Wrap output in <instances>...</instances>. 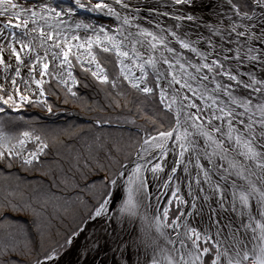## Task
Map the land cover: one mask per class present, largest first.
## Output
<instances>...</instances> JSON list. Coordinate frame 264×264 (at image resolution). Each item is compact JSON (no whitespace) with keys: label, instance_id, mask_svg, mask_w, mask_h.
Masks as SVG:
<instances>
[{"label":"snow or ice","instance_id":"6c2138e0","mask_svg":"<svg viewBox=\"0 0 264 264\" xmlns=\"http://www.w3.org/2000/svg\"><path fill=\"white\" fill-rule=\"evenodd\" d=\"M118 5L127 9L129 5L126 0H114ZM174 5L179 6H192L195 0H171ZM230 6L229 13H221V23L223 24L226 20L228 27L219 28L215 26H209V37L205 40V43L209 45L211 51L201 52L196 47L192 46V42L181 39L175 31L168 33L169 36L173 37L180 48L187 49L197 55L203 63H190L183 62L180 52L176 48L170 46L171 41L167 40L166 37L157 36L151 31L138 28L136 33L128 32L124 34V29L117 30V35L122 36V40H117L115 36H110L109 29L105 30L104 26H97L92 24H84L83 21L75 22V28L68 25L65 17L71 19L77 12V9L87 11L89 13H102L104 15L114 16L117 21L121 20V16L118 11L113 9L106 0H74V6L63 7L60 6L59 10L57 7H53L50 4L42 3L38 9H23V17H21V11H14L7 17L9 23L4 24L3 29H0V38L3 37L4 29H9V25L12 22V18L15 17L19 23L12 25V29L23 28L24 31L18 36L17 33L12 30L11 35L16 43L21 45L20 50L17 51L16 47L11 44L8 45L11 48L10 55L15 56L17 67L14 69L16 76H21L20 66H27L25 59L20 55L24 52L25 56L29 53L25 52V49L31 44V40L26 44L23 42V37L29 36V22L32 24L36 23L33 18L44 19V14H48L50 18L58 19V25L63 24L69 32H73L72 40H80L81 36L75 32L76 29L83 28L87 33L91 30L93 34L103 33L104 36L112 42L113 48H116L117 56H123L128 58L129 51H120L121 48L127 49V42L132 39L135 43L132 45V57L133 63L140 60L139 65L141 75L133 76L129 81L133 88L146 94H153V88L148 87L146 84L145 77V66H150L156 76L157 84L156 87L161 89V102L165 98L167 91H172L175 96L179 97L182 95L183 99L180 101V111L178 112L177 124L179 127H183L185 134L183 137L176 136V141L183 140L179 143L178 158L173 160L171 171L167 174V180L162 185V191L160 192L161 197L167 198L169 205L175 201L177 205H184V210L179 212L170 223L168 221L169 208L163 207V211L158 214L156 218L157 232L163 235V229L165 227L171 229L175 233L173 239L169 235L168 244L172 245L171 248L167 249V264H197L202 261L206 255H210L212 248L216 249V255L211 259V264H246L250 259L252 264H264V245L259 247L257 252L255 248L249 250L246 245H239L238 247L233 245L225 246L224 243L215 238L220 236L224 229H228L233 241L239 232L238 228H234L232 223L221 224V212H233L239 213L241 216L240 227L247 232L251 229L253 233V239L264 241V78L258 79L255 75L248 73L247 79H244V73L239 68H232L229 62H234L237 65H254L259 64L261 69H264V0H243V6L234 2V0H227ZM19 5L14 0H0V17H4L10 9H18ZM251 9V13L244 9ZM105 9L107 11H105ZM257 10H259V16H257ZM139 11V9H137ZM31 14L29 17L28 14ZM177 20L197 21L198 18L194 15H177ZM247 22V23H245ZM123 24L130 25L128 17H123ZM131 26V25H130ZM179 27V25H177ZM11 30V29H10ZM31 32H36V28H31ZM64 32V29H59L56 32V36ZM143 37V39H138ZM151 37V39H148ZM212 37H218V43L214 44ZM47 39L53 38V33L45 32L43 29L40 30L41 45H43ZM34 39V38H33ZM65 39H67V33H65ZM85 39L88 41V47L92 45V36L86 35ZM203 40L204 38L201 37ZM98 46L102 47L104 52H109L110 48L101 45L99 43V36L97 34ZM235 45V48L232 45ZM139 45V47H137ZM83 45H77L82 47ZM49 48H60L64 59L61 61V65L65 62L71 64L68 59L71 52V48L68 47L67 51L61 47L59 40H56L53 44L48 46ZM31 51H35L33 47ZM4 52V47L0 46V53ZM159 53V55H155ZM167 53V55H165ZM48 51L45 50V57H47ZM59 53L53 51L51 59L54 61L58 58ZM43 59L39 54L36 56V60L39 62ZM186 63L188 67L194 68L196 75L191 72H187ZM0 64H4L5 67H12L11 64H7L2 55H0ZM160 65L161 67H158ZM163 65H167V68H163ZM179 66L177 70L176 66ZM36 65H33L29 71L34 72ZM44 70L48 69V64H42ZM86 71L88 69H85ZM206 70V71H205ZM212 73V75H208ZM45 72L41 71L40 76H44ZM69 75L71 73L69 72ZM93 75H96L93 72ZM169 76L171 79H169ZM217 77H226L228 81L234 82L232 84L218 81ZM126 80L129 79L127 75L124 76ZM34 79V78H33ZM102 82H107L108 77L103 76ZM164 80L167 89L160 83ZM190 81H208L209 83H215L216 87L211 90L208 97H205L203 93L199 94V99L205 101L210 99L211 104H205L203 107L200 104L195 103L193 97L196 96V89L193 88ZM25 84L29 81L25 80ZM39 86V81H36ZM179 85L178 89H173V85ZM12 85H17V80L12 79ZM113 87L115 83L113 82ZM236 88H243L248 91L249 95L243 98L236 97L233 93ZM205 91H208L205 85ZM0 92H6L3 85H0ZM185 93H192L189 96ZM252 93H255L260 97V100L254 104ZM19 94V102H31L29 95L19 88H15L11 95H8L7 99L0 96V102L2 104H8L11 101L13 104L18 102L15 96ZM43 96V91L40 92ZM75 95V93H73ZM227 96L228 100L225 102L219 99L220 96ZM187 102V103H185ZM172 103H177L176 99L172 100ZM235 105L236 107H230L229 105ZM244 108V112H238L236 108ZM260 113L259 118L255 117V112L252 109ZM186 109H195V112L188 111ZM17 109H13L16 111ZM4 108L0 106V112H3ZM51 112V107L48 108ZM252 114H248V113ZM182 121V123H181ZM199 122V123H198ZM219 122V123H217ZM227 127V131H225ZM192 129L193 131H189ZM177 129H173L170 132H159L155 136H150L143 140L141 144V150L137 153L138 162L135 165L134 170L129 173L128 166L122 165L121 170L117 173L116 178L110 179L106 184L112 186L111 190L107 192L106 197L103 198L102 202L96 208L94 217L100 218L105 216L111 211L109 205L114 204L118 199L121 198V188L125 189L123 201L121 204V212L132 213L139 203L137 197L145 194V189L149 187L146 183L143 173L151 171L155 177L157 173L165 172V166L168 162V156L176 151V145L170 149L166 148V144L169 139H172ZM24 137H30L29 132L22 133ZM204 143L201 146L200 140ZM37 143L40 138L35 137ZM24 141L21 140L20 144L23 145ZM46 144L40 145L36 152H32L25 156L19 150L9 149L8 155L15 156L20 159L24 165L31 166L34 162L39 161V156L43 154ZM159 149V152L156 150ZM211 149V151H209ZM202 153V156H201ZM195 154L197 157L195 168L198 170L196 173V187L197 192L189 191L188 195L191 197L190 207L194 212H188L187 207L189 201L185 200L180 195V187L177 185L173 189V183L179 179L177 176L178 171L183 167L184 172H188L187 166L184 161L191 155ZM204 159L207 161V165H211V168L219 174V179L215 184V190L221 191L222 195L217 201L218 207H213L210 202L209 195L205 194L202 199L208 206L209 219L214 220L216 226L215 236H209L205 231L202 233L195 227H192L190 222H185V217H191L201 209L198 207L196 201L200 199L199 193H207V190L202 186L203 183L211 185L212 177L210 175V169L201 164L200 160ZM5 159V152L0 151V161ZM139 161H143L140 163ZM191 161L189 160V163ZM254 162V167L252 163ZM227 164V166H226ZM11 167V164H9ZM200 173H203L204 180L201 181ZM252 176H256L257 179L253 181ZM235 177V179H234ZM223 183H220V182ZM243 181V183H238ZM190 189L192 185H189ZM229 187L234 188L236 191L233 192L232 199H227V192ZM170 193V197H169ZM253 199L256 201V207L249 210V200ZM248 219V223L243 222V218ZM4 219L3 215H0V220ZM259 230V235H257ZM76 235L67 240L68 245H72L76 239ZM107 236V232H105ZM203 238V239H202ZM191 241V244H189ZM201 242L206 245L201 247ZM114 244L115 251L113 252V264H120L115 259V252H120L121 258L126 259L124 252L128 251V246L124 239L120 238H108L102 237L92 238L87 240L84 248L85 251L82 253L84 264H88L89 256L93 252L97 255L103 250L104 246ZM124 246V251L121 252V247ZM158 247V246H157ZM167 247V245H166ZM188 249H191L195 253L192 260L188 259L191 254ZM155 251V249H154ZM5 255V252L0 251V256ZM160 256L164 257V250H160ZM95 256H92V260L95 261ZM54 257L46 254V261L52 262ZM37 264H44V262L37 261ZM152 264H163V259L153 258Z\"/></svg>","mask_w":264,"mask_h":264},{"label":"rangeland","instance_id":"374dc122","mask_svg":"<svg viewBox=\"0 0 264 264\" xmlns=\"http://www.w3.org/2000/svg\"><path fill=\"white\" fill-rule=\"evenodd\" d=\"M48 1L55 2L56 5L63 7L74 6V1L71 0ZM234 2L243 5V0H234ZM77 10L81 13V16L84 17H88L89 15L96 17V15H100L99 13H89L80 9ZM94 42L95 39L92 37L91 47H88V42L85 43V47L93 54L95 61L100 65L102 71H93V68L83 62L81 54H78L76 50L70 47L72 49L68 59L71 61V64L66 62V66L68 73L70 72L71 75L67 78H62L48 65V69L44 70L45 75L38 76V81L40 82L39 87L43 90L42 97H39V95H35V97L26 93L29 95L31 102H19V96L15 97L18 105L13 104L11 101H9L8 104H2V102H0V106L4 108V111L0 112V125L4 132L7 130L10 137L9 141H7L3 139V137H7V134L5 133L3 136L0 134V143H2L0 144V149L2 148L1 145H4L7 151L9 149L16 150L17 148H15V146H20V148H23L24 151L30 154L36 152L42 144H49L50 147H45L43 154L39 157V161L31 165V167L33 166L36 168L31 174L36 173L38 176L35 177L37 178L35 179L37 183L34 182V189L27 191V193L21 190V197L18 195L17 198L23 201L22 203L19 202V205L15 206L17 207L15 209L10 204V200H12L14 196L13 194L9 195L7 193L9 189L11 190L10 185L14 178L9 175L3 178L6 181H3V189L8 187V190H2L0 201L3 202V205H0V214L8 212L15 216L18 214L21 215V208L26 209L28 206H33L34 211H27V214H24L27 215L29 219L33 220V223L31 221L28 223L18 222L12 215H6L5 219L0 221V236L4 239L3 241L0 240V250L5 252V255L0 256V264H7L6 261L12 256L23 258L20 253H22L21 251L25 248H18L22 246L20 242H23V246H27V254L29 255L24 259L28 260L29 264L35 261L37 262L39 257L46 256V254H53V261L59 259L70 247V245L67 244V240L73 237L74 234H78L76 238L79 237V234L84 231L87 222H89L90 219H94V213L99 203H101L103 198H107L106 193L110 191L111 185L108 186L109 184H106V182L116 178L122 165L135 158L136 152L144 139L155 136L161 131L170 132L177 124L178 109L175 104L172 103V100L167 95L169 93L167 92L163 103L161 102V89L156 87L157 80L155 73H153L152 69L148 66H145V72L147 73L145 80L147 86L153 88V94H146L140 91L145 105L146 103H148V105L141 107L137 105L134 109L132 106L130 107L129 103L124 100L126 95L124 91L121 90V85L115 86L111 90L110 88L101 87L100 96H98L97 90L91 88L88 92L94 100L88 98L89 100L86 99V101H83L80 95L84 93L85 87L82 84L79 85L78 82L82 83L84 76H86V72H89L91 75L95 72L96 75L93 76L102 81L101 78L106 76L105 66L111 58V56L109 55L108 57L107 54L113 56L111 60L114 64L116 63L115 65H117L118 72L121 73L123 77L125 75L129 77L128 80L125 79L127 82L133 78L119 66L120 58L118 59L111 49L109 52H104L102 47ZM67 50L65 49V51ZM85 69L88 70L86 71ZM76 76L80 78L79 81ZM49 82L55 83L53 89L57 88L58 92L56 90V93H53L54 90L49 88L52 83L49 84ZM4 88L6 92H0V96L7 99L8 95H11L12 92H10L8 88ZM46 92L51 94L55 98V101L57 98L61 99L63 96L67 100V103L66 101H64V103L58 102L52 106L53 101L48 100ZM73 93H75V95H73ZM128 98L127 96V99ZM93 106L92 113L95 114L98 112L101 117H98V120H102L100 122L94 120L93 123L88 124L78 123V121H76L78 118L75 115L77 113L74 111ZM49 107L52 109L51 112L48 111ZM13 109L17 110L13 111ZM135 110L139 111L134 113ZM105 111H108V113L105 114ZM26 113L29 115H26ZM160 118H166V120L173 119L172 125L171 123L162 125V123L157 122ZM41 119L42 122H40ZM105 126H108L110 130H105L104 132L103 129L101 131L102 127ZM24 132H29L31 134L30 137H27V141L21 136ZM103 135H109L108 139L106 140L103 138ZM34 136L40 138L39 143L33 138ZM177 136L183 137V133L178 130ZM73 137H75V139H71ZM21 140L24 141L23 145L20 144ZM182 142L183 140H180L178 144ZM102 144L105 148L101 147ZM85 145L88 147L83 150ZM56 152H58L61 157H55L54 155L57 154ZM23 155L27 156L25 153H23ZM102 156L104 158H101ZM9 157L16 158L15 156ZM42 157H45V159L43 160ZM53 157L54 165L57 166L56 170H54L56 179L63 185L61 186L58 183L59 186L54 188L58 190L57 195L55 192H51L50 188L45 185V181L39 178L45 177L46 179L50 176L48 174L51 171L46 168L47 164L53 160ZM100 159H104L106 162L105 164L116 172L111 174L112 172L110 170V172L107 171L102 174L104 177L102 175L97 176L98 178L95 179V184L97 183L95 189L92 184L90 187L86 188L78 187V182L87 184L90 178L89 170H91V165L97 169L103 168L104 162H101ZM18 160L21 162L20 159ZM28 167L29 165L23 164L22 168L20 167V171ZM50 181L51 183L54 182L52 179ZM97 187L101 191H97ZM90 189L91 191L94 190L96 193L103 191L102 193L105 194L96 199L93 198V202L91 203H85L83 198L87 195H91V193L88 192ZM71 191H73L72 194H70ZM4 196L8 197L5 199L3 198ZM81 202L84 204H82L80 213L73 217L67 209L77 203L81 204ZM20 204L27 206L21 207L22 205L20 206ZM167 206L170 210L168 213L169 219L166 222L170 223V221L183 210L184 205H177V203L173 201L171 205L168 204ZM59 228H65L64 233L68 234L64 236L65 238L57 237L56 240L50 241L49 238L54 237L59 231ZM10 238L12 241L8 240ZM30 241H32L33 244L30 245ZM204 246L206 245L201 242V247ZM30 252L32 255H30ZM215 255L216 249L212 248L211 254L206 255L200 262H202V264H211V259L214 258ZM41 262H44V264L52 263L47 262L46 259L41 260ZM13 263L20 264L16 261ZM248 263L252 264V260L250 259Z\"/></svg>","mask_w":264,"mask_h":264},{"label":"bare ground","instance_id":"6f19581e","mask_svg":"<svg viewBox=\"0 0 264 264\" xmlns=\"http://www.w3.org/2000/svg\"><path fill=\"white\" fill-rule=\"evenodd\" d=\"M74 1V0H71ZM15 3L19 5L18 9H10L8 13L4 17H0V29H3L4 24L9 23L7 17L11 15L14 11H21L23 9H38L42 3V0H14ZM106 2L111 6L113 9L119 12L121 16V20L117 21L114 16L104 15L100 13V17H93V15H89L88 17L81 16V13L77 10L76 14L71 18L65 17L67 20L68 25H71L72 28H75V22L83 21L84 24H92L97 26H104L105 30L109 31L110 36H115L117 40H122L123 37L117 35V30L124 29V34L127 35L128 32L136 33L139 28L145 29L147 31H151L152 33L156 34L157 36L166 37L167 40L171 41L172 47L176 48L178 52H180L182 61L183 62H190V63H203L204 61L200 60L197 55L187 49L179 48L180 45L175 41V39L168 35L169 32L175 31L181 39L186 41L192 42V46L196 47L201 52L211 51V48L205 40L209 37V26L219 27L221 29L228 27L227 22L222 24L221 23V13H229L230 14V6L228 5L227 0H195L194 5L192 6H179L174 5L171 0H126L129 7L127 9L123 8L121 5H118L114 2V0H106ZM43 3L50 4L53 7H57L59 10L58 5L55 2H50L48 0H43ZM139 9V11H137ZM105 11H107L105 9ZM177 15H194L198 18L197 21H187V20H177L175 17ZM28 16L30 17L31 14L29 13ZM45 18L40 19L38 17L33 18L36 20L35 24L29 22V36L23 37V42L28 43L31 40V44L29 47L25 49V52H28L29 55L25 56L24 52H21L20 55L23 59H25L27 66H20L21 68V76H16L14 69L18 66L16 63L15 56L10 55L11 48L8 47L9 44L16 47L17 51L20 50L21 45L16 43L11 35V31L14 30L17 35L19 36L20 33L24 31V29H12V25L19 23V21L13 17L12 22L9 25V29H4L3 37L0 38V46L4 47V52L0 53L3 56L5 62L7 64H11L12 67H5L4 64H0V85L8 88L10 92L13 93L15 88H19L21 91H24L30 95H40V89L36 84V80H39L38 76H40V72L44 71L42 64L47 63L55 72H57L62 78H67L69 76L66 62L64 65H61V61L64 59L63 54L60 48H49L48 46L53 44L56 40H59L61 47L67 50L68 47H72L73 50H76L78 54H81L83 62L87 63L88 66L93 68V71H102L99 68L98 64H95L94 59L91 53L85 47V43L88 42L85 39L86 35H91L97 38V34L99 36V40L105 42V44L111 46L114 53L116 54V48H113L112 42L109 41L103 33L93 34L91 30H88L87 33L83 28L76 29L75 32L81 36L80 40H72L73 32H69L65 25L59 24L58 19L50 18L48 14H44ZM257 16H259V10H257ZM21 17H23V12L21 11ZM123 17H128L130 20V25L123 24ZM247 23V22H245ZM179 25V27H177ZM36 28V32H31V28ZM11 29V30H10ZM43 29L46 33L51 32L53 33L52 39L45 38V43L41 45L40 39V30ZM59 29H64V32L60 34L59 37L56 36V32ZM65 33H67V39H65ZM201 37L204 39L202 40ZM34 38V39H33ZM138 39H143V37H138ZM151 39V37H148ZM213 43H218V37H212ZM135 43L134 40L130 39L127 44L128 48L124 49L121 48L120 51L128 50L129 57H120L121 67L124 69L127 74L129 73L132 77L133 76H140V60H137L136 63H133L134 57H132V45ZM67 44L68 47H64ZM77 45H83L82 47H77ZM35 48V51H31L32 48ZM139 47V45H137ZM235 48V45H232ZM71 48V49H72ZM47 49L48 55L45 57V50ZM55 51L59 53V56L56 60L51 59L52 52ZM39 54L43 59L41 61L36 60V56ZM117 55V54H116ZM155 55H159L156 53ZM167 55V53H165ZM232 68H239V70L244 73V79H247V74L251 73L255 75L258 79L264 78V69H261L259 64H246V65H237L234 62H229ZM36 65L35 71L30 72L29 69ZM150 67V66H148ZM158 67H161L158 65ZM163 68H167V65H163ZM151 68V67H150ZM177 70H179V66H176ZM152 69V68H151ZM187 72H191L193 75H196L194 68L188 67L186 63ZM153 71V69H152ZM206 71V70H205ZM154 73V71H153ZM208 75H212V73H208ZM15 78L17 80V85H12V79ZM34 78V79H33ZM169 79L171 77L169 76ZM29 81L28 84H25L24 81ZM218 81H223L225 83H234L228 81L226 77H217ZM161 85L167 89V85L164 80L160 81ZM194 89H196V96L193 97L195 103L200 104L202 107L205 104H211L212 101L207 99L205 101H201L198 97L200 93H203L205 97H208L211 90L216 87L215 83H209L208 81H190ZM205 85L208 88V91H205ZM173 89H178L179 85L174 84ZM167 94L171 100L176 99L177 103H174L180 111V101H182V95L177 97L174 95L172 91H167ZM189 96H192V93H185ZM238 98H243L248 96L249 93L247 90L243 88H236L233 93ZM253 97L254 104L260 100V97L257 96L255 93L251 94ZM19 96L17 94L15 97ZM36 97V96H35ZM38 97V98H39ZM219 99L223 101H227V96H220ZM187 103V102H185ZM230 107H236L235 105H229ZM188 111L195 112V109H186ZM238 112H244V108L239 107L236 108ZM252 112H255V117L259 118L260 113L256 111L255 108L252 109ZM249 115L252 114L251 112L248 113ZM178 118V117H177ZM182 123V121H181ZM199 123V122H198ZM219 123V122H217ZM175 129L177 131H181L183 135L185 134V130L183 127H179L176 124ZM177 131L172 139H169L166 148L170 149L176 145V151L171 153L168 156V162L165 166V172L157 173L154 177L151 171L144 172V178L146 183L149 185L148 188L145 189V194L139 195L137 197L139 203L133 212L125 213L121 212V204L123 201V196L125 193V189L121 188V198L118 199L114 204L109 205L111 211H109L105 216L90 219L89 223L86 224L84 231L79 234V237L75 239L74 243L70 245V247L51 264H84L82 253L85 251L84 245L87 240L96 237H102L104 239L108 238H120L124 239L126 245L128 246V251L124 252V256L126 259L121 258L120 252H115V259L120 262V264H152L153 258H160L163 259V264H167V249L171 248L172 245L168 244L169 235L172 238H175V233L171 231V229L165 227L163 229V235L157 232L156 228V218L158 214L163 211V207H168L167 198L161 197L160 192L162 191V185L167 180V174L171 171V166L173 160L178 158L179 147L178 141H176L175 137L177 136ZM189 131H193L189 129ZM225 131H227V127H225ZM204 141L201 139L200 144L203 145ZM16 150L29 155L23 148L20 146L17 147ZM141 150V147L137 150ZM159 152V149L156 150ZM211 151V149H209ZM202 156V153H201ZM189 160L191 161L189 163ZM197 157L195 154L191 155L188 159L184 161V164L188 168V172L183 171V167L178 171L177 176L179 177L173 183V189L177 185H179L181 191L180 195L184 197L185 200L189 201V206L187 207L188 212H194V210L190 207L191 204V197L188 195L189 191L197 192L198 189L196 187V173L197 169L195 168ZM136 163L137 154L135 157ZM143 163V161H139ZM135 163V165H136ZM200 163L207 166L210 169V175L212 177L211 185L208 183H203L202 186L207 190V193L200 192L199 196L200 199L196 201L198 207L201 209L199 212H196L191 217H185V222H190L192 227L197 228L202 233L205 231L209 236H215L216 233V226L214 220L209 219V210L208 206L202 197L207 194L210 197V202L213 207H218L217 201L220 199L222 192L215 190V184L219 179V174L216 173L214 169L211 168V165H207V161L202 159ZM254 165V162H249ZM135 165L129 167L128 172L131 173ZM227 166V164H226ZM201 181L204 180L203 173H200ZM235 179V177H234ZM251 179L255 181L257 179L256 176H252ZM220 183H223L222 181ZM238 183H243V181H238ZM192 185L191 189L189 185ZM112 187V186H111ZM111 190V188H110ZM236 191L234 188L229 187L227 192V199L231 200L233 196V192ZM170 197V193H169ZM183 206V210H184ZM256 207V201L253 199L249 200V210ZM221 224H228L232 223L234 228H238L239 232L235 237V241H233L231 234L229 233L228 229H224L223 233L220 236H215L216 239L222 241L225 246L233 245L238 247L239 245L243 244L247 246V249L251 250L253 248L256 251H259V247L264 245V241H257L253 239V233L251 229L247 232L244 231L241 224V216L240 214L233 213V212H221ZM243 222L245 224L248 223V219L245 217L243 218ZM167 223V222H165ZM105 232H107V236H105ZM257 235H259V230H257ZM191 244V241H189ZM167 245V247H166ZM158 246V247H157ZM115 245L109 244L104 246L103 250L97 255L95 252L89 256L88 264H113V252L115 251ZM155 249V251H154ZM164 250V257L160 256V250ZM124 251V246L121 247V252ZM191 254L188 256L189 260H192L195 256V253L192 252L191 249H188ZM92 256H95V261L92 260ZM50 264V263H49ZM197 264H202V262H197Z\"/></svg>","mask_w":264,"mask_h":264},{"label":"trees","instance_id":"16d2710c","mask_svg":"<svg viewBox=\"0 0 264 264\" xmlns=\"http://www.w3.org/2000/svg\"><path fill=\"white\" fill-rule=\"evenodd\" d=\"M108 55V57H109V55L111 56V58L113 57L111 54H107ZM111 58H110V61L108 62V64L105 66L106 67V76L108 77V80H107V82H102L101 80H98V79H96V77L95 76H93V75H91L89 72H86L85 73V71H84V73H85V75L86 76H84V80H82V83H79L78 82V84L80 85V84H82L84 87H85V89H84V93H81V95H80V97H81V99L83 100V101H86V99H88V98H90L91 100H94L93 99V97L90 95V93L88 92L91 88H93V90L95 89V90H97V94H98V96H100V89H101V87H105V88H110V90L113 88V82L115 83V86H118V85H121L120 87H121V90H123L124 91V94L126 95V98H124V100L125 101H127V103H129V106L131 107H133V109L134 108H136V106L138 105H140L139 107H141V106H146V105H148V103H146V105H145V101H144V99H143V97H142V93L138 90V89H136V88H133L132 86H131V84L129 83V82H127L126 80H125V78L121 75V73H119L118 72V69H117V65H115L114 63H113V61L111 60ZM79 75V74H78ZM77 77V79H78V81L80 80V78L78 77V76H76ZM50 83H52L51 85H50V87L49 88H52L53 89V87H54V84L55 83H53V82H49V84ZM84 83V84H83ZM49 84H48V86H49ZM77 84V85H78ZM82 89H83V87H82ZM82 89H81V91H82ZM54 91H53V93H56V90H57V88H55V89H53ZM123 91H122V93H123ZM57 92H58V90H57ZM88 93V94H87ZM117 93V92H116ZM46 95H47V98H48V100H51V101H53V104H52V106H54L55 104H57L58 102H62V103H64V101H66V103H67V100L62 96V98L61 99H56V101H55V98L51 95V94H49V93H47L46 92ZM54 95H56V94H54ZM61 96V95H60ZM127 96L129 97L128 99H127ZM121 99V98H120ZM89 100V99H88ZM126 104V103H125ZM62 107V106H61ZM94 108V106L93 107H85L84 109H78V110H76V111H74L75 113H77V114H75L76 115V117L78 118L76 121H78V123H86V124H88V123H93L94 122V120L95 121H98V122H100L102 119H100V120H98V117H100V115H99V113L97 112V113H92V109ZM139 110H135L134 111V113H137ZM144 111H145V109H144ZM106 113L105 114H107L108 113V111H105ZM28 113H26V115H27ZM146 114H148V115H150L149 113H146ZM29 115V114H28ZM103 116H105V115H103ZM172 117V116H171ZM4 118H5V116H4ZM101 118V117H100ZM170 118V117H169ZM40 122H42V119H41V121ZM157 122H160V123H162V125H168V124H170L171 123V125H172V122H173V119H170V120H166V118H160V119H158V121ZM108 123V122H107ZM20 124V123H19ZM40 124V123H39ZM161 125V124H160ZM104 129V132H105V130L107 131V130H110L109 129V127L108 126H105V127H102V129H101V131ZM113 130V129H112ZM7 134L6 136L7 137H3V139L5 140H7V141H9V139H10V137H9V134H8V132H7V130L4 132L3 130H2V127H1V125H0V134L3 136L4 134ZM109 134V133H108ZM0 135V136H1ZM22 136V138H24V136L23 135H21ZM108 136L109 135H103L102 137L103 138H105L106 140L108 139ZM2 138V137H1ZM33 138H35V136L33 137ZM64 138V137H63ZM71 139H75V137H73V138H71ZM110 140L112 141V139H111V137H110ZM17 142V141H16ZM71 142H73V141H71ZM76 142H78V141H76ZM6 143V142H5ZM0 144H2V143H0ZM48 147H49V144L47 145ZM1 149H0V151H3V152H5V159L4 160H2V161H0V196L2 195L1 193H2V190H4V191H6V190H8V187H6L5 189H3L4 188V182L3 181H5L3 178L5 177V176H7V175H9L10 177H13L14 178V180H12V183H11V190L9 189V191H7V193L10 195V194H13V196H14V198L12 199V200H10V204L13 206V208L15 209V208H17V207H15V206H17V205H19V202L20 203H22V201L23 200H19L18 198H17V196L19 195L20 197H21V190H23L24 191V193H27V191H31L32 189H34L33 188V186H34V182H36V180L35 179H37V178H35V177H38L37 175H36V173H34V174H31L32 172H34V169H36V168H34L33 166L31 167V166H29L28 168H24V170H22V171H20L21 169H20V167L22 168V165H23V163H22V161L21 162H19V160H18V158H10L9 156H8V151L6 150V147H4V145H1ZM88 146H84V149L83 150H85L86 148H87ZM101 147L102 148H105V146L102 144L101 145ZM50 148V147H49ZM87 150H89V149H87ZM57 154H55L54 156L55 157H61V155H59L58 154V152H56ZM39 157H41V155L39 156ZM101 158H104L103 156L101 157ZM42 159L44 160L45 159V157H42ZM101 160V162H104V165H103V168H100V169H97L96 167H93V165H91L90 166V169L91 170H89L90 171V178H89V180H88V182H87V184L86 183H82V182H78L77 183V185H78V187H80V188H86V187H90L91 186V184H92V186H93V188L95 189V186H96V184H95V179L96 178H98L97 176H99V175H102L104 172H107V171H109L110 172V170H111V174H113L114 172H116V171H114V169H112V168H110V167H108L105 163V160L104 159H100ZM99 160V161H100ZM48 161V160H47ZM9 164H11V167H9ZM55 163H54V157H53V160H51L48 164H47V170H49V171H51L48 175H50V176H48L46 179H45V177H39L40 178V180H43V181H45V185L48 187V188H50V190H51V192H55V194L57 195L58 194V190L57 189H54V188H56V186H59V184L61 185V186H63L61 183H59L58 182V180L56 179V173H55V171L54 170H56V168H57V166H55L54 165ZM44 165V164H43ZM51 166H53V167H51ZM50 167V168H49ZM58 176H60V175H58ZM103 176V175H102ZM104 177V176H103ZM52 179V181H54L53 183H51V180ZM105 179V178H104ZM89 181H90V183H89ZM6 182V181H5ZM37 183V182H36ZM59 183V184H58ZM108 186H110V184L108 185ZM97 189H98V187H97ZM88 190V189H87ZM74 191V190H73ZM73 191H71L70 192V194H72L73 193ZM97 191H101L100 189H98ZM88 192H90L91 193V195H87V193H86V197H84L83 199H84V202L85 203H87V202H89V203H91V202H93V198H98V197H100L101 195H103V194H105V193H102V192H95L94 190H92L91 191V189L88 191ZM95 192V193H94ZM107 194V193H106ZM8 197V196H7ZM6 196H4L3 198H7ZM70 197V196H69ZM82 202H83V200H82ZM81 202V204H79V203H77V204H75L74 206H72V207H69L68 209H67V211H69L70 212V214L74 217V216H76L78 213H80V211H81V209H82V204H84V203H82ZM102 202V201H101ZM0 205H3V202L2 201H0ZM22 205V206H21ZM30 205H32V204H30ZM20 206L21 207H26L27 205H24V204H20ZM8 210V209H7ZM13 210V209H12ZM21 215L20 214H18L17 216H15V215H13V214H9L8 212H5L4 214H0V215H3L4 216V219H5V216L6 215H12V217H14L15 219H17V221L19 222H24V223H28V222H32L33 223V220H31V219H29L28 217H27V215H24V214H27L26 212L27 211H29V212H32V211H34L33 210V206H31V207H27L26 209H22L21 208ZM1 213V212H0ZM72 216H71V218H72ZM3 220V219H2ZM1 221V220H0ZM59 231L57 232V234H55L54 235V237H51V238H49L50 239V241H53L54 239L56 240L57 239V237L58 238H65L64 236L66 235V234H68V233H64V231H65V228H59L58 229ZM4 236V235H3ZM0 240L1 241H3L4 239H2V236H0ZM8 240H10V241H12L11 240V238L10 239H8ZM6 244H9V245H11L10 243H7V242H5ZM20 244H22V246H23V242H20ZM24 244H27V243H24ZM31 244H33V242L32 241H30V245ZM18 247V248H25L24 250H22L21 252L22 253H20V254H22V257L23 258H21V257H18V256H12L11 258H9L8 259V261H6V263L7 264H14L13 262H19L20 264H29V261L28 260H26V259H24L25 257H28V255L29 254H27L28 253V249H27V246L26 245H24L23 247ZM29 249H30V247H29ZM1 251V250H0ZM30 255H32V253L30 252ZM53 255V254H52ZM38 256H40V255H38ZM17 257V258H16ZM46 259V256H41V257H39V260L38 261H41V260H45ZM2 260V259H1ZM9 262H12V263H9ZM32 264H37V262L35 261V262H33Z\"/></svg>","mask_w":264,"mask_h":264},{"label":"water","instance_id":"95a60500","mask_svg":"<svg viewBox=\"0 0 264 264\" xmlns=\"http://www.w3.org/2000/svg\"><path fill=\"white\" fill-rule=\"evenodd\" d=\"M91 55H92V57H93V54L91 53ZM93 59H94V57H93ZM94 62H95V64H98L96 61H95V59H94ZM84 64V63H83ZM99 66V68H101L100 67V65H98ZM91 67V66H90ZM70 69V68H69ZM36 81H38V80H36ZM37 84V83H36ZM39 86H40V83H39ZM38 86V87H39ZM39 89H40V92L41 91H43L42 89H41V87H39ZM42 97V96H41ZM173 131V130H172ZM141 147V146H140ZM139 147V148H140ZM137 154V153H136ZM135 157H136V155H135ZM135 163H136V161H135V158L133 159V160H131L130 162H127V163H125L124 165H127L128 166V169H130L129 167H132V166H134L135 165ZM127 169V170H128ZM112 188V187H111ZM87 223H89V222H87ZM246 264H250V263H248V262H246Z\"/></svg>","mask_w":264,"mask_h":264},{"label":"flooded vegetation","instance_id":"af4514ba","mask_svg":"<svg viewBox=\"0 0 264 264\" xmlns=\"http://www.w3.org/2000/svg\"><path fill=\"white\" fill-rule=\"evenodd\" d=\"M243 6V5H242ZM244 10H247V11H249V13H251V9L250 8H248V9H244ZM100 14V13H99ZM96 17H100V15H96ZM93 37V36H92ZM94 39H95V44H98V42L96 43V40H97V38L96 37H93ZM99 43L101 44V45H105V46H107V47H109L112 51H113V49L111 48V46H109V45H107V44H105V42H102V41H99ZM113 53H114V51H113ZM116 55V54H115ZM117 56V55H116ZM118 57V56H117ZM120 57H118V59H119ZM121 64H120V59H119V66H120ZM25 141H27L28 140V138H23ZM15 148H17V146H15Z\"/></svg>","mask_w":264,"mask_h":264}]
</instances>
